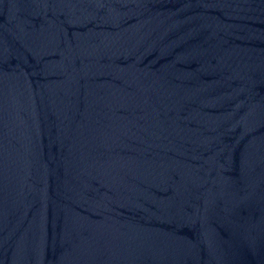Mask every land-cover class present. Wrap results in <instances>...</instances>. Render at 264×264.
Listing matches in <instances>:
<instances>
[{
  "label": "water",
  "instance_id": "obj_1",
  "mask_svg": "<svg viewBox=\"0 0 264 264\" xmlns=\"http://www.w3.org/2000/svg\"><path fill=\"white\" fill-rule=\"evenodd\" d=\"M0 264H264V0H0Z\"/></svg>",
  "mask_w": 264,
  "mask_h": 264
}]
</instances>
